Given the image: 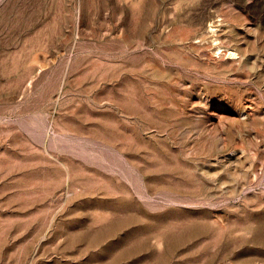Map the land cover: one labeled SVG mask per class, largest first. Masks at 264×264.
Returning a JSON list of instances; mask_svg holds the SVG:
<instances>
[{
	"label": "rangeland",
	"instance_id": "374dc122",
	"mask_svg": "<svg viewBox=\"0 0 264 264\" xmlns=\"http://www.w3.org/2000/svg\"><path fill=\"white\" fill-rule=\"evenodd\" d=\"M0 264H264V0H0Z\"/></svg>",
	"mask_w": 264,
	"mask_h": 264
}]
</instances>
